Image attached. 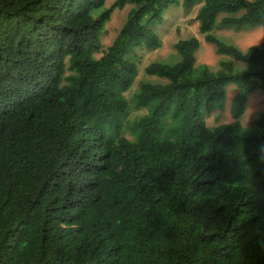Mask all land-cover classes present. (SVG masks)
<instances>
[{"label":"trees","instance_id":"16d2710c","mask_svg":"<svg viewBox=\"0 0 264 264\" xmlns=\"http://www.w3.org/2000/svg\"><path fill=\"white\" fill-rule=\"evenodd\" d=\"M78 1L0 0V135L3 152L16 154L1 167L0 221L19 162H54L93 139L105 160L91 196L112 226L119 264H264V112L249 126L241 122L251 96L264 93V42L242 50L215 35L264 28V0ZM180 3L200 6L199 33L225 58L217 70L197 66L201 42L180 40L171 63L145 68L157 81L130 93L138 76L133 54L161 47L154 28ZM127 7L104 49L107 24ZM45 31L53 48L35 37ZM232 85L235 121L209 126ZM233 215L242 217L245 235L231 251ZM49 227L38 221L33 238L14 248L0 235V264H51L57 237L47 236Z\"/></svg>","mask_w":264,"mask_h":264},{"label":"clouds","instance_id":"9594fccd","mask_svg":"<svg viewBox=\"0 0 264 264\" xmlns=\"http://www.w3.org/2000/svg\"><path fill=\"white\" fill-rule=\"evenodd\" d=\"M78 7V0H70ZM73 15V12L71 13ZM53 39V34L51 32ZM45 47L53 48L47 31L35 36ZM103 43V42H102ZM105 49V47H104ZM0 97V102L3 100ZM0 110V127L4 124ZM85 137L83 140L90 138ZM82 140V141H83ZM5 139L0 135V175L5 157L16 158L15 149L3 152ZM92 143V144H91ZM18 163L15 171L17 185L13 200L7 204L5 217L0 221V235L10 248L31 237L38 221L50 226L47 236L54 231L57 244L49 256L51 264H119L115 240H110L112 226L100 214L99 203L92 198L95 170H103L100 151L91 139L86 146L76 147L53 158L54 162L38 163L27 159ZM49 160V159H48ZM48 160H45L48 161ZM242 217L233 215L227 231L233 241V251L245 235ZM238 239H235L239 235ZM33 238V237H31ZM224 251L220 256H226Z\"/></svg>","mask_w":264,"mask_h":264},{"label":"rangeland","instance_id":"374dc122","mask_svg":"<svg viewBox=\"0 0 264 264\" xmlns=\"http://www.w3.org/2000/svg\"><path fill=\"white\" fill-rule=\"evenodd\" d=\"M183 0H180L182 2ZM115 0H107L106 6H111ZM200 6H196L191 10L186 9L182 4H175L169 7L163 14L164 22L154 28L155 33L161 40V47L157 50H149L142 48L136 50L133 56L138 66V76L133 86L135 89L141 82L157 81L155 77H148L145 75V68L152 62L162 61L171 63L173 56L176 55L175 44L190 37H197L201 42L200 49L196 53L197 66L208 65L212 70L219 68V62L225 58L217 54L213 45L207 43L204 37L199 33V25L195 22L196 15ZM130 7L123 10H116L112 16L111 21L106 26V32L103 35V45L105 49L110 46L116 35L126 22ZM223 41L233 44L242 50L260 45L264 42V28L257 27L250 30H239L236 28H229L224 30H217L215 33ZM236 95L235 87L229 86L228 99L223 109H219L208 116L207 122L209 126L215 127L222 124L233 123L235 121L232 114V101ZM144 111H141L143 113ZM264 112V93H254L246 107V112L241 119L244 126H249L255 121L261 113ZM139 115L140 112L132 111L131 116Z\"/></svg>","mask_w":264,"mask_h":264}]
</instances>
